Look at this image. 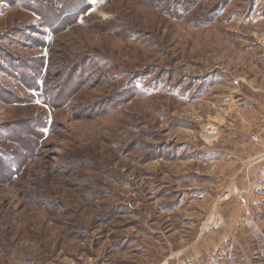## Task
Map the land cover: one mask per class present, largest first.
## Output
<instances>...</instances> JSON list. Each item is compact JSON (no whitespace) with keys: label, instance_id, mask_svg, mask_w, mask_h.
I'll use <instances>...</instances> for the list:
<instances>
[{"label":"rangeland","instance_id":"1","mask_svg":"<svg viewBox=\"0 0 264 264\" xmlns=\"http://www.w3.org/2000/svg\"><path fill=\"white\" fill-rule=\"evenodd\" d=\"M177 1L84 0L42 27L0 0V264H159L231 204L245 254L198 264H264L262 192L232 189L263 140L264 0Z\"/></svg>","mask_w":264,"mask_h":264},{"label":"crops","instance_id":"2","mask_svg":"<svg viewBox=\"0 0 264 264\" xmlns=\"http://www.w3.org/2000/svg\"><path fill=\"white\" fill-rule=\"evenodd\" d=\"M262 134L263 140L250 152V157L255 160V162L252 164L253 168L251 169V171L253 170V175L249 177L247 174L248 169H246L245 171L240 172V175L237 176L236 180H232L231 178L234 183L232 188L233 191L235 193H239L238 196H240L246 202L251 201L253 204L257 203L256 200H258L257 198L259 197L257 194L258 191L262 192L260 193L262 196L259 197L261 199L260 203H263L262 201H264V188H262V186L264 187V132ZM223 159L224 158H222V160ZM252 176H254V178H252ZM230 185L231 182H229V185L226 187V191ZM199 193L202 194L201 192H194V195ZM208 193L209 191L206 192L207 196ZM203 196L205 197V194L200 195L201 198H204ZM226 198L227 196H225L224 201H226ZM225 206H229V214L224 216L221 222L219 221L220 219L218 215L217 218L213 213L212 215H210L211 213L207 215L209 211H214V204L209 208L207 207L204 211L206 212L205 214L207 215V219L212 221L213 224H215L216 219L220 222L222 225L220 228L215 227L216 230H212V228H210L204 231L201 229V231H198L192 240L188 241L190 245L185 246L176 252L168 254V256L160 261L159 264H198L199 260L202 258H208V256H215L214 258H217L223 254L227 256V259H231V256L232 258H235L237 254H245L243 251H241V227L249 228L250 234L253 235V223L251 224L250 220H241L240 214H237L232 204ZM212 257H210V262H216L217 259L214 260Z\"/></svg>","mask_w":264,"mask_h":264},{"label":"trees","instance_id":"3","mask_svg":"<svg viewBox=\"0 0 264 264\" xmlns=\"http://www.w3.org/2000/svg\"><path fill=\"white\" fill-rule=\"evenodd\" d=\"M83 1L84 0H58V2H57V0H56L58 6H57V8H55L56 10L53 8V11L55 12V14L48 10L49 6H47V4H48L49 0H28V3H26L22 0V2L20 4L22 5V7H25L29 11L35 12V14H37L38 18L41 20L39 25L42 27L43 26L45 27V26L52 25L53 22H55V21L57 23L61 24L63 21L71 20L72 18H76V14L83 11L82 8L77 9L79 6H81L83 4ZM174 6L177 7L174 10V16H176L178 18H182L183 9H186V8L181 6L180 0L177 1L176 3H174ZM180 8L182 9L181 14L178 13V11H180L179 10ZM76 10H79V11H77L78 13L77 12L74 13ZM179 15H181V16H179ZM54 19H55V21H52ZM0 57H1V51H0ZM11 153H13V152H11ZM27 153H28V151L26 153H20V152L16 153L15 152V155H13V156H16L17 159L14 162H12L13 164L16 165L15 169L22 168V164H23L25 158L27 157ZM7 154H8V150H5L0 146V168L3 167V163H5V157H7ZM19 165H21V167Z\"/></svg>","mask_w":264,"mask_h":264},{"label":"built area","instance_id":"4","mask_svg":"<svg viewBox=\"0 0 264 264\" xmlns=\"http://www.w3.org/2000/svg\"><path fill=\"white\" fill-rule=\"evenodd\" d=\"M249 139L254 143H257L259 141V137L256 134L251 135Z\"/></svg>","mask_w":264,"mask_h":264},{"label":"bare ground","instance_id":"5","mask_svg":"<svg viewBox=\"0 0 264 264\" xmlns=\"http://www.w3.org/2000/svg\"><path fill=\"white\" fill-rule=\"evenodd\" d=\"M207 224H211L210 222H208Z\"/></svg>","mask_w":264,"mask_h":264}]
</instances>
